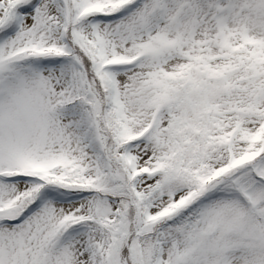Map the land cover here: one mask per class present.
<instances>
[{"label":"snow or ice","instance_id":"obj_1","mask_svg":"<svg viewBox=\"0 0 264 264\" xmlns=\"http://www.w3.org/2000/svg\"><path fill=\"white\" fill-rule=\"evenodd\" d=\"M0 264H264V0H0Z\"/></svg>","mask_w":264,"mask_h":264}]
</instances>
